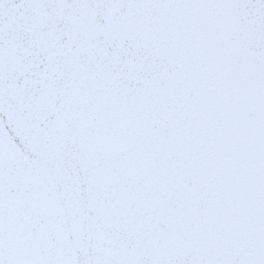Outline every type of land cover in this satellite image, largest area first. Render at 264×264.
Returning a JSON list of instances; mask_svg holds the SVG:
<instances>
[{
    "label": "snow or ice",
    "instance_id": "snow-or-ice-1",
    "mask_svg": "<svg viewBox=\"0 0 264 264\" xmlns=\"http://www.w3.org/2000/svg\"><path fill=\"white\" fill-rule=\"evenodd\" d=\"M0 264H264V0H0Z\"/></svg>",
    "mask_w": 264,
    "mask_h": 264
}]
</instances>
